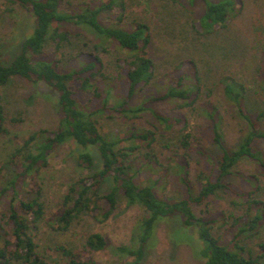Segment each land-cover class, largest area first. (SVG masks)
I'll return each mask as SVG.
<instances>
[{"label": "trees", "instance_id": "1", "mask_svg": "<svg viewBox=\"0 0 264 264\" xmlns=\"http://www.w3.org/2000/svg\"><path fill=\"white\" fill-rule=\"evenodd\" d=\"M170 1L188 12V24L198 40L222 32L227 36V30L236 32V41L242 38L234 20L244 11L246 0ZM187 3L195 9L189 10ZM17 7L30 13L33 22L9 56L0 47V139L12 141L6 88L14 78L36 89L41 84L47 87L42 94L54 105L58 123L52 128L40 126L27 137L15 134L19 142L2 149L0 264H52L37 240L40 224L68 233L85 216L108 219L122 203L145 211L129 243L114 244L104 233L90 231L79 248L55 246L60 264H101L95 255L101 251L117 256L116 264H143L158 243L159 224L179 217L181 226L201 243L197 255L201 264H264V240L250 241L264 231V150L257 146L264 141L259 126L264 102L253 110L248 107V85L233 74L207 82L191 57L181 59L167 74L170 80L164 90L146 91L159 83L149 52L152 18L132 15L128 0H0V15L12 14ZM258 14L264 20L262 11L254 16L252 42L262 54L264 27H258ZM263 64L257 70L264 86ZM218 96L246 124L233 146L225 141ZM165 102L171 103L168 112L153 107ZM105 112L123 118L126 127L105 131L101 122ZM202 117L207 120L204 130L201 123L191 121ZM18 120L12 117L11 126ZM158 132L176 148L167 165L160 163L153 149ZM205 138L214 151L202 147ZM66 143L73 145L75 174L48 212L42 175L57 148ZM191 152L207 163L195 181L190 179ZM246 160L255 163V172L241 170ZM143 167L161 172L155 179H143ZM172 169L185 187L176 199L157 191ZM231 176L245 186L233 185ZM219 192L231 196L229 208L214 216L208 200ZM195 205L203 206L201 214L195 213Z\"/></svg>", "mask_w": 264, "mask_h": 264}, {"label": "rangeland", "instance_id": "2", "mask_svg": "<svg viewBox=\"0 0 264 264\" xmlns=\"http://www.w3.org/2000/svg\"><path fill=\"white\" fill-rule=\"evenodd\" d=\"M128 4L132 15L152 18V39L149 52L154 58L155 76L159 83L146 89V91L158 93L164 90L170 80L167 74L174 69L181 59L192 57L198 61L197 63L204 76L203 79H206L207 82L214 83L222 76L233 74L249 87L247 92L248 107L253 110V108L263 106L261 103L264 102V88H262L264 86L257 69L263 64L264 53L261 54L258 51L259 47L257 51L254 49L252 30L257 25L254 16L259 11L264 13V0H246L244 11L239 18L234 20V29L237 32L239 31V39L242 36L239 41L235 40L236 32L227 30L225 31L227 36L223 35L224 32H222L221 35L207 39L209 43L206 42L207 40L202 42L198 40L199 37L193 35L188 24L189 14L178 3L170 0H128ZM187 5L189 10L195 9L194 6H190L188 3ZM257 17L260 23L258 27H264L262 16L258 14ZM32 22L30 13L21 7H17L12 14L0 15V47L5 50L6 55H10L12 48L20 39V35H24L31 30ZM52 49L53 47L50 46L48 50ZM183 67L187 66L184 65ZM46 90L47 87L44 84L36 89L22 78H14L6 88L8 125L12 129L10 137H12L13 142L18 143L20 140L15 137V134H19L20 137H27L31 131L40 126L52 128L57 125L58 114L56 109L42 94ZM84 97L85 95H83ZM221 98V96L217 97L221 112L222 130L227 145L233 146L238 143L246 124L235 115L234 109L224 103ZM140 100L141 97H138L135 102L137 103ZM170 104L165 102L154 104L153 107L168 112ZM12 117L19 119L14 126H11L10 122ZM191 121L195 125L201 123L202 130L207 125V120L203 117L199 121L196 118H192ZM101 122L105 131H119L126 127L123 118L113 112H105L102 115ZM145 126L148 127L149 125L145 123ZM259 126L264 130V119L259 120ZM159 133L153 149L157 153L160 163L167 165L172 161L173 151L176 148L170 144L167 135L164 136V134ZM12 141L7 138L0 139V160L3 159L2 149L8 148ZM257 143V146L264 150V141ZM72 147L73 145L70 143L58 147L50 160V165L42 175L45 189L44 198L48 205V212L54 209L67 183L75 174L76 164L70 154ZM202 147L210 152L215 150V147L206 138L203 140ZM190 161L192 166L190 179L195 181L198 170L202 167L207 169V163L196 152H191ZM255 169V163L248 160L241 165V170L245 173L255 172ZM141 170L143 179H155L161 172V169L149 170L144 167ZM229 180L237 187L240 185V187L245 186L244 183L240 184V180L236 176L229 177ZM262 181L264 183V177H262ZM184 190V183L179 177V173L174 169L169 170L168 174L157 185L159 195L167 198L176 199L181 197L180 193ZM230 198L231 196L225 192H219L211 196L208 200L210 214L217 216L219 211L227 210ZM202 207L195 205V213L201 214ZM144 214L143 207L139 205L127 206L122 203L108 219L99 221L90 216H85L68 233H58L42 223L37 231V240L41 250L50 257L52 264H60V255L55 251L57 244L62 243L74 249L79 248L85 234L90 231L104 233L114 244L129 243L136 221ZM179 222H181L180 217L177 219L170 218L169 223L162 222L159 224L157 230L158 243L151 250L143 264H201L197 257L201 247L199 239L194 237L193 232H189L183 225L181 226ZM263 240L264 231L261 235L250 239L253 244ZM95 255L101 264H116L119 260L117 256L108 251L97 252Z\"/></svg>", "mask_w": 264, "mask_h": 264}]
</instances>
